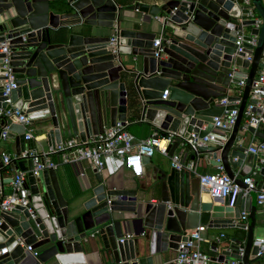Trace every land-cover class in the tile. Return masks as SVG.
<instances>
[{"label":"water","instance_id":"1","mask_svg":"<svg viewBox=\"0 0 264 264\" xmlns=\"http://www.w3.org/2000/svg\"><path fill=\"white\" fill-rule=\"evenodd\" d=\"M126 9L149 17V26L153 18L161 21L164 37L157 56L156 33L123 28L122 10L114 0H0V42H8L16 84L11 104L6 105L0 74V107L19 110L32 123H46L41 129L47 131L49 148L65 137L86 141L116 122L130 123L124 76L133 73L141 121L162 136L176 133L168 157L185 146V155L193 152V156L184 157V164L205 155L207 163L221 167L244 188L241 178L251 171L235 178L234 170L242 167L247 156H254L244 146L248 135L264 141V127L257 131L241 126L246 103L254 104L248 99L251 82L262 67L264 1L162 0ZM247 16L251 19H244ZM245 26L253 27L251 36L258 37L260 31L261 35L254 49L244 44L242 52L236 53L235 41ZM113 35L118 38L116 46ZM245 54L251 55L250 61ZM129 56L139 59L137 70L124 67L122 57ZM244 79L238 96L235 90ZM165 90L167 99L161 100ZM222 98L227 104L218 102ZM235 101L240 103L233 128H213V119L236 108ZM3 126L16 135V155L26 150L25 143H32V139L25 141V128L15 116L0 119ZM191 133L200 137L211 133L214 139L195 152L186 145ZM143 163L148 165L150 158ZM105 165L111 173L122 162L108 157ZM9 167L14 173H25L29 195L26 206L0 211V250L7 249L0 264H86L83 248L100 263L174 264L165 256L177 252L187 231L198 224L213 236L212 250L220 251L218 263L232 258L240 264H264V254L258 255L255 244L260 210L256 197L258 190H264V168L256 190L238 196L230 206V198L204 201L198 179L194 191L186 170L166 172L147 166L146 185L136 181L120 188L94 170L95 183L68 197L58 168L35 174L31 158L13 161ZM6 171L0 158V202L6 197L5 185L12 183L11 177L2 176ZM242 213L248 214L246 222ZM129 230L135 238L120 242ZM221 235L232 239L227 248L223 249Z\"/></svg>","mask_w":264,"mask_h":264},{"label":"built area","instance_id":"2","mask_svg":"<svg viewBox=\"0 0 264 264\" xmlns=\"http://www.w3.org/2000/svg\"><path fill=\"white\" fill-rule=\"evenodd\" d=\"M249 3V0H246ZM260 22L257 20L256 27H259ZM117 36L113 35L111 42L114 46L117 44ZM162 38L155 40L153 48H155V55L161 51ZM257 36L245 37L243 34L237 36L235 45L236 53H241L243 45L247 44L253 49L257 46ZM246 60H251V55L245 54ZM9 48L8 42H0V74L3 75L2 85V97L5 99L3 103L6 105L11 104L10 93L16 89V84L12 72V68L9 65ZM259 63L262 64L260 71L255 75L251 82V88L249 92V100L254 101V104L247 102L243 110V128H252L259 130L264 127V48L260 55ZM246 80L239 81L235 92L238 96L242 95L243 87ZM168 91L163 92L161 100H166ZM220 104H227V99L222 98L218 101ZM240 101H235L236 108L224 112L221 116L213 119V128L218 129H232L235 125L238 106ZM254 109L261 110V113L253 112ZM11 116H15L17 122L25 128V141L32 139L31 120L25 115L21 114L19 110L0 107V119L7 120ZM129 122H116L115 126L107 127L102 134L95 136L86 141H81L77 137H70L64 142L56 145L54 149L50 148L42 155L34 154L25 150L19 155L13 157L8 155L2 156V163L4 166H9L13 161H19L22 159H32V171L38 174L41 170L57 169L58 166L68 163H77L81 161L87 162L93 170L97 173H101L105 169V160L108 157L118 159L122 162L133 176H141L144 173V159L151 158L155 152H158L164 156H168L169 145L173 143L176 133H167L162 136L160 133L152 132L149 137L138 140L135 136L126 131ZM10 136L8 126L0 127V139L5 140ZM214 136L211 133L200 137L196 133H191L186 140V145L190 146L192 150L196 152L198 147L205 146L208 142L212 141ZM252 155L256 156L257 163L254 170L245 177L241 178L244 188L235 183L234 179H230L223 171L221 167H218V172L212 174L198 175L200 194H207L210 200H224L230 198L229 205L233 206L238 196L245 197L252 191L256 190L255 177L259 175L261 166L264 165V141H259L252 144L248 150ZM57 155L58 161L50 159V156ZM43 159L44 163H41ZM170 159L171 168L181 171L186 170L190 174H196L198 167V157L193 160H189L187 164H184L182 153H174ZM26 175L23 172H16L12 177V192L9 196H6L0 202V211H7L14 208L16 205L26 206L28 203L29 191L25 188ZM256 203L260 206L258 211L261 220L264 223V190L257 191ZM248 214L242 213L241 220L246 222ZM207 230L204 226H198L186 233V240L181 241L178 244L177 255L173 260L174 264H212L210 256L203 253L200 250V243L204 240L202 234ZM143 236V234L141 235ZM133 234H127L124 239H133ZM220 238H223L221 235ZM255 244L259 247V254H264V237L258 238ZM27 250H31L27 247ZM242 255V249L239 250ZM7 249L0 250V256L5 255ZM240 260L234 259L224 264H240Z\"/></svg>","mask_w":264,"mask_h":264},{"label":"crops","instance_id":"3","mask_svg":"<svg viewBox=\"0 0 264 264\" xmlns=\"http://www.w3.org/2000/svg\"><path fill=\"white\" fill-rule=\"evenodd\" d=\"M114 1L117 4V6L120 7L122 10L123 28L154 32L156 33L155 40H158L164 37V32L161 27V21L159 19L153 18V23L149 26L147 24V22L149 21V17H147L146 15L140 12L131 11V10L126 9L127 7L133 6L135 3H140L144 5H147V4L152 5L154 3L161 4L162 0H114ZM244 19H251V17L247 16V17H244ZM252 28L253 27L251 26L243 27L242 34L245 37H250ZM260 35H261V31L259 32L257 38H259ZM122 60L124 61V67L128 70H132V68H134V70H137L139 68V64H140L139 59L134 60L132 56H129L125 58L122 57ZM127 75H131L132 77L135 76V74L133 75V73L132 74L128 73ZM136 122L138 123L141 122L142 124H138ZM129 124H132V123H129ZM45 125L46 123H39V122L38 123L33 122L31 124L32 143H30L29 145L25 143L26 150L29 151L30 149V151L33 152L34 154L42 155L43 153L47 152L50 149L46 141L47 131L41 129ZM243 125H244V120H242L241 122L242 127ZM204 128L205 126L202 127V129ZM131 130H133V132L138 136H143V135L149 136L153 132L152 126L149 123L141 121L140 118L138 121L133 122V126ZM134 133L133 135L135 136V138L139 140V138ZM15 136H16L15 134L10 133V136L7 139L5 140L0 139V158H2V156L5 155V153H8L7 155L11 157L16 155ZM67 139L68 137L62 138L61 142H64ZM259 141L261 140L248 135L246 144L244 146L248 150V148L252 144L257 143ZM184 148L185 146L180 145L177 148V152L182 153L183 158L186 156L187 158L192 157L193 152H189L187 155H185V153L183 152ZM58 157L59 156L57 155H53V156H50L49 158L54 159V161H58ZM207 160L209 159L205 155L199 156L196 174H193V173L190 174V179H192V187L194 191H197L198 189V183H197L198 175L212 174V173L218 172V167H214L211 164L207 163ZM256 163H257L256 156H251V157L247 156V159L243 162L242 167L234 170L235 178H241L240 174L242 173H249L250 171L252 172L256 166ZM147 166L158 168V170L166 171V172H168V170L171 168L169 157L164 156L158 152H155L153 154V156L150 158V163L148 165H144V170ZM5 167H7V171L3 173L2 176L4 178H10V177L12 178L15 173L10 170L9 166H5ZM261 168H264V165H262ZM100 174L104 181H107L109 184L114 185L116 188H120L122 183L132 184L137 181L138 185L142 186V185H146L148 182V180L145 178V173H143V175L141 176H133L130 173V171L123 165L119 167L116 166L114 170L113 169L111 170V173L109 172L108 168L105 166V169ZM57 176H58V179L60 180V183L62 184V187L64 188L65 195L68 197L78 195L79 192L83 188L95 183L94 170L85 161H81L77 163H68V164L61 163L58 166ZM255 181L261 182L263 181V179L261 176L257 175L255 177ZM11 192H12L11 184L5 185V189H4L5 196H9ZM151 202L155 203L156 199H152ZM192 222L193 223L196 222V219L192 220ZM197 226H200V225L198 224ZM127 233L133 234L132 231L130 230L127 231ZM255 233H256L257 238L264 237V223L261 220L259 213H258V224L256 226ZM202 236L204 240L200 243V250L203 253H206L210 256L212 260V264H221L215 260L216 257L220 254V251L218 250L217 252H215L214 250H212L211 243L214 240V238L212 235L208 233V229L202 234ZM140 239L143 240L144 237L140 236ZM231 240H232L231 238H227V237L221 239V243L223 244L222 245L223 249L227 248L230 245ZM83 252L86 258V264H107L106 261H103L101 263L98 260L94 261V259L91 257V254H90L91 252L88 248H83ZM176 255H177V252L169 251V253L165 256V261L174 260ZM232 260L234 259L226 258V263Z\"/></svg>","mask_w":264,"mask_h":264},{"label":"trees","instance_id":"4","mask_svg":"<svg viewBox=\"0 0 264 264\" xmlns=\"http://www.w3.org/2000/svg\"><path fill=\"white\" fill-rule=\"evenodd\" d=\"M124 82H126L127 118L130 121V123H132L127 126L126 131L133 134L134 132L133 130H131V128L133 126V122L138 121L141 116V103H140L138 94L134 88L132 76L125 74ZM138 124H142V123L139 122ZM136 136L139 138V140H141V139H145L149 137L150 135L149 136L148 135H143V136L136 135Z\"/></svg>","mask_w":264,"mask_h":264},{"label":"bare ground","instance_id":"5","mask_svg":"<svg viewBox=\"0 0 264 264\" xmlns=\"http://www.w3.org/2000/svg\"><path fill=\"white\" fill-rule=\"evenodd\" d=\"M203 199H204V201H206V202H208L209 201V197H208V195L207 194H203Z\"/></svg>","mask_w":264,"mask_h":264}]
</instances>
